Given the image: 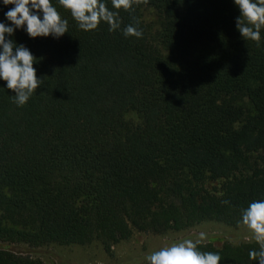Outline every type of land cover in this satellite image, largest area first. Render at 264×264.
Here are the masks:
<instances>
[{"label":"trees","instance_id":"trees-1","mask_svg":"<svg viewBox=\"0 0 264 264\" xmlns=\"http://www.w3.org/2000/svg\"><path fill=\"white\" fill-rule=\"evenodd\" d=\"M52 2L68 33L10 37L44 79L23 107L0 88V242L109 253L134 232L238 228L241 209L264 199V30L244 41L232 0H135L118 19L143 37L125 38L104 23L81 31ZM147 7L161 16L155 33ZM198 247L255 264L258 244ZM0 264L42 262L0 249Z\"/></svg>","mask_w":264,"mask_h":264},{"label":"clouds","instance_id":"clouds-1","mask_svg":"<svg viewBox=\"0 0 264 264\" xmlns=\"http://www.w3.org/2000/svg\"><path fill=\"white\" fill-rule=\"evenodd\" d=\"M59 6L69 12L79 30L95 31L104 23L110 32L121 30L125 38L143 37V31L134 24L121 29L119 10L130 11L135 0H56ZM238 10L235 28L244 41L259 44L264 30V0H232ZM7 7L0 20V81L3 87L14 92L13 103L23 107L33 93L43 84L34 67L36 58L28 47L10 39L17 30L29 38L49 37L59 40L68 33V20L62 18L52 0H0ZM139 23L138 21L136 22ZM228 204L229 201H223ZM247 234L254 238L258 248L251 249L249 259L255 264H264V199L250 201L240 211L237 221ZM207 239L200 232L197 239H184L171 245L153 250L146 255V264H220L219 252L202 251L198 245Z\"/></svg>","mask_w":264,"mask_h":264},{"label":"rangeland","instance_id":"rangeland-1","mask_svg":"<svg viewBox=\"0 0 264 264\" xmlns=\"http://www.w3.org/2000/svg\"><path fill=\"white\" fill-rule=\"evenodd\" d=\"M142 21L151 33H155L160 27L161 16L151 7L143 8ZM126 118L136 121L137 116L128 114ZM200 232L207 234V239L200 243H210L217 248H220L224 243L236 245L241 242L255 241L247 234V230L242 225L232 228L219 223L205 222L193 228L181 232H170L163 236L134 232L129 240L115 245L109 253L96 243L84 247L52 245L31 247L26 244L0 242V249L30 256L40 260L42 264H142L146 262V255L153 250L184 239L190 238L195 241Z\"/></svg>","mask_w":264,"mask_h":264}]
</instances>
